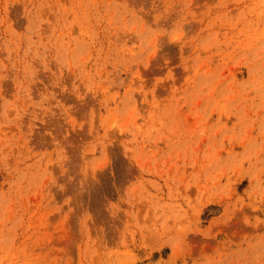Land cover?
Masks as SVG:
<instances>
[{"label": "rangeland", "instance_id": "rangeland-1", "mask_svg": "<svg viewBox=\"0 0 264 264\" xmlns=\"http://www.w3.org/2000/svg\"><path fill=\"white\" fill-rule=\"evenodd\" d=\"M0 264H264V0H0Z\"/></svg>", "mask_w": 264, "mask_h": 264}]
</instances>
